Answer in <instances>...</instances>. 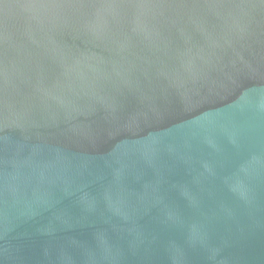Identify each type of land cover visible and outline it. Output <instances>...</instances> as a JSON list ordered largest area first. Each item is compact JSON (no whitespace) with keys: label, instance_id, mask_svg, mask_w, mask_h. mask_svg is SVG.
<instances>
[{"label":"water","instance_id":"95a60500","mask_svg":"<svg viewBox=\"0 0 264 264\" xmlns=\"http://www.w3.org/2000/svg\"><path fill=\"white\" fill-rule=\"evenodd\" d=\"M0 264H264V0H0Z\"/></svg>","mask_w":264,"mask_h":264}]
</instances>
